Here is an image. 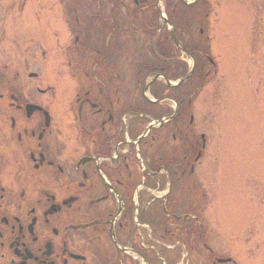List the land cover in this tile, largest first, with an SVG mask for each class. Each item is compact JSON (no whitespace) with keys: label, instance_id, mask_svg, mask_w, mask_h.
<instances>
[{"label":"flooded vegetation","instance_id":"af4514ba","mask_svg":"<svg viewBox=\"0 0 264 264\" xmlns=\"http://www.w3.org/2000/svg\"><path fill=\"white\" fill-rule=\"evenodd\" d=\"M57 1L67 20L63 25L57 16L50 22L66 30L60 44L65 51L49 59L57 68L61 63L63 72L49 70L42 51L47 33L56 32L43 30L52 26L47 23L55 7L46 0H8L11 33L17 37L11 39L21 53L8 57L0 49V264H190V228L176 230L170 219L144 232L137 205L148 163L158 169L156 185L170 184L178 175L171 169L175 159L160 146L154 159L148 157V144L158 139L140 133L149 119L163 120L161 129L170 130L191 115V76L179 86L173 82L185 73L184 60L203 52L183 23L191 6L178 0H96L104 10L110 2L105 18L100 11L88 17L80 13L83 0ZM143 9L149 11L140 14L139 29L136 18ZM202 11L207 16L203 2L196 14ZM26 13L38 25L28 26L36 28L35 34L27 27L17 32V15ZM18 19L23 23V17ZM30 46L33 60H40L39 72L25 71L32 60L23 52ZM116 54L119 65L112 67ZM6 57L12 62L9 69ZM24 72L33 80L42 72L45 84L36 79L29 86ZM150 76L154 79L146 89ZM53 77L66 82L67 99L59 92L47 97L48 89L55 88L49 83ZM62 125L74 131L70 140L59 136ZM195 248L197 264H235L231 257L208 256L203 249L211 248L205 244Z\"/></svg>","mask_w":264,"mask_h":264},{"label":"rangeland","instance_id":"374dc122","mask_svg":"<svg viewBox=\"0 0 264 264\" xmlns=\"http://www.w3.org/2000/svg\"><path fill=\"white\" fill-rule=\"evenodd\" d=\"M46 1L57 11L47 24H52L50 20L57 16L61 22L67 20L57 0ZM201 2L209 8L207 16L203 15L204 11L196 14ZM81 3L79 11H84L87 17L97 11L101 13L99 17L107 18L109 14L110 2L105 3L106 10L101 6L97 8L96 0H83ZM7 7L8 0H0V49L6 50L9 57L21 52L20 48L15 50L11 39V35L17 37L11 33L12 13ZM191 8L190 14L184 13L183 23L189 30L192 43L202 47L206 55L201 53L203 67H198L192 75L194 86L190 92L192 122L189 131L193 134L190 132L191 136H187L195 137L190 146L196 144L200 155L194 161L193 175L181 180L182 199L179 201L180 205L186 204L187 210L194 212L192 216L196 217L187 222L192 232L187 236V246L192 253L189 263L197 264L195 246L205 244L211 248L203 249L208 256L231 257L230 262L235 264H264V0H199ZM144 10L147 9L137 14L139 29L140 14ZM17 17H23V23L18 18L16 20L17 32L21 27H27L29 32L37 33L35 27H28L38 26L32 15L26 13ZM46 19L47 16L43 15V22ZM116 19L118 21L119 17ZM154 20L152 15V23ZM95 21L99 25V20ZM62 26L52 24L43 28L56 31L43 37L42 46L52 71L65 70L61 63L58 62L57 68L56 62H50L51 55L62 54L58 51L65 41L66 30ZM21 43L30 44L25 40ZM130 43L136 44L135 39ZM4 51L1 53L5 54ZM31 52H34L32 46L23 52L24 58L30 54L32 60L25 66V71L38 68L39 72L40 60L34 61L35 54ZM117 54L112 56V67L119 65ZM206 56L210 61H206ZM8 57L4 63L9 69L12 62ZM0 61L3 62L1 58ZM82 63L83 60L80 65ZM140 65L142 63H139V68ZM140 71L142 73V69ZM39 74L36 79L42 80V72ZM48 76L52 78L51 73ZM55 77L49 83L57 91L50 87L47 97H54L55 92H59L61 96L65 93L67 99L70 94L67 93L66 82ZM24 78L29 86L37 84L36 79L25 77V72ZM65 125L61 126L63 129L59 136L70 140L69 136L74 131Z\"/></svg>","mask_w":264,"mask_h":264}]
</instances>
